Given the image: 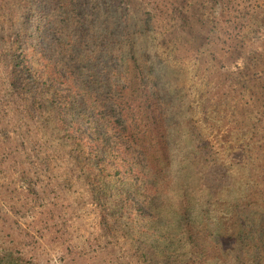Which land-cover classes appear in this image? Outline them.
I'll use <instances>...</instances> for the list:
<instances>
[{
  "label": "trees",
  "instance_id": "1",
  "mask_svg": "<svg viewBox=\"0 0 264 264\" xmlns=\"http://www.w3.org/2000/svg\"><path fill=\"white\" fill-rule=\"evenodd\" d=\"M20 2L0 0V145H7L0 165L25 159L16 167L17 188L33 200L49 193L63 199L80 185L100 229L120 235L132 264H264V213L258 222L249 207L251 216L237 206L236 214L214 210L211 218L197 205L199 192L211 196L221 182L207 145H194L179 160L170 155L179 151L170 145L159 68L148 66L140 47L153 35L176 58L195 52L190 4ZM228 5L237 16L222 43L232 51L246 24L236 0ZM246 54L238 76L252 83L248 102L264 107L262 53ZM192 133V141L206 144ZM26 208L16 210L26 216ZM0 264L34 263L9 245L0 249Z\"/></svg>",
  "mask_w": 264,
  "mask_h": 264
},
{
  "label": "rangeland",
  "instance_id": "2",
  "mask_svg": "<svg viewBox=\"0 0 264 264\" xmlns=\"http://www.w3.org/2000/svg\"><path fill=\"white\" fill-rule=\"evenodd\" d=\"M3 1L21 4L20 0ZM184 1L194 14L197 50L176 58L172 49L157 46L153 35L140 47L150 55L148 66L151 63L159 68L156 86L167 116L170 145L179 151L172 149L171 158L179 160L178 154L190 155L194 145H207L221 182L211 196L197 192L198 207L212 218L214 210L223 216L247 206L258 214L259 222L264 213V107L248 102L252 83L238 73L247 56L243 53L256 52L262 53L257 75L264 77V0H236L246 28L232 51L222 43L228 22L237 16L228 5L231 0ZM219 28L225 29L223 35ZM226 50L230 54H225ZM192 131L206 144H196L198 138L192 141ZM5 151L7 145H0L1 158ZM50 158L59 159L55 155ZM24 160L16 155L0 165V249L13 245L34 264H132L120 235L109 236L100 229L98 212L80 185L63 199L49 193L45 199L33 200L17 188L16 167ZM58 161L51 159L50 163ZM23 203L26 216L17 212Z\"/></svg>",
  "mask_w": 264,
  "mask_h": 264
}]
</instances>
